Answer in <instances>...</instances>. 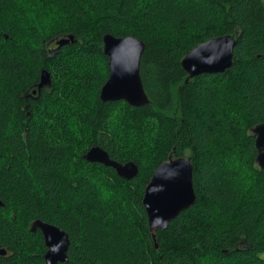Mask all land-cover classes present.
I'll return each instance as SVG.
<instances>
[{
  "label": "trees",
  "instance_id": "1",
  "mask_svg": "<svg viewBox=\"0 0 264 264\" xmlns=\"http://www.w3.org/2000/svg\"><path fill=\"white\" fill-rule=\"evenodd\" d=\"M105 35L144 44L149 104L99 99ZM222 36L231 68L186 81L183 58ZM263 123L264 0H0V264H44L37 220L68 236L58 264H264ZM94 146L137 176L86 161ZM176 158L196 200L153 239L144 192Z\"/></svg>",
  "mask_w": 264,
  "mask_h": 264
},
{
  "label": "water",
  "instance_id": "2",
  "mask_svg": "<svg viewBox=\"0 0 264 264\" xmlns=\"http://www.w3.org/2000/svg\"><path fill=\"white\" fill-rule=\"evenodd\" d=\"M69 41H73L72 37L58 40L56 44L60 47ZM234 47L235 40L231 36L213 38L195 47L181 62L183 70L188 74L186 81L202 74L224 73L232 66ZM143 51L144 44L136 38L104 36L103 52L109 60V74L100 90L99 99L102 102L124 101L131 107L149 104L139 74ZM49 85V74L42 71L38 91ZM32 94H36V91ZM251 132L255 138L256 163L264 170V123L254 127ZM84 159L112 168L118 177L126 181L132 180L138 174V168L133 162H115L99 147L90 148ZM192 172L193 166L187 158L169 159L155 170L142 200L153 239L156 230H165L179 213L195 203ZM37 229L41 232L47 249L43 255L44 264L67 262V234L38 220L32 223V230ZM5 254L6 251L0 250L1 256Z\"/></svg>",
  "mask_w": 264,
  "mask_h": 264
},
{
  "label": "flooded vegetation",
  "instance_id": "3",
  "mask_svg": "<svg viewBox=\"0 0 264 264\" xmlns=\"http://www.w3.org/2000/svg\"><path fill=\"white\" fill-rule=\"evenodd\" d=\"M37 89H38V88H37ZM36 94H37V92H36ZM36 94H34V95H31V94H30L28 97H29V98H33Z\"/></svg>",
  "mask_w": 264,
  "mask_h": 264
}]
</instances>
